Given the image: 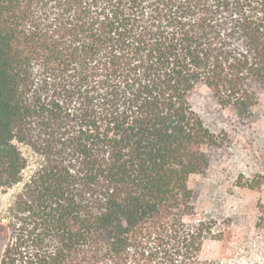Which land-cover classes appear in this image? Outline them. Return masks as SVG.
I'll use <instances>...</instances> for the list:
<instances>
[{"label":"trees","instance_id":"16d2710c","mask_svg":"<svg viewBox=\"0 0 264 264\" xmlns=\"http://www.w3.org/2000/svg\"><path fill=\"white\" fill-rule=\"evenodd\" d=\"M200 87L250 116L264 0H0V188L21 181L15 142L42 157L0 264H220L200 259L211 224L186 221L215 145Z\"/></svg>","mask_w":264,"mask_h":264},{"label":"rangeland","instance_id":"374dc122","mask_svg":"<svg viewBox=\"0 0 264 264\" xmlns=\"http://www.w3.org/2000/svg\"><path fill=\"white\" fill-rule=\"evenodd\" d=\"M190 105L211 133L215 145L205 147L208 165L189 177L193 218L211 224L215 238H207L203 261L220 264H264V231L256 227L264 206V184L255 189L245 182L264 177V93L250 116L241 119L231 108L220 107L212 91L196 89ZM25 167L21 181L0 188V257L9 238V213L16 195L42 164L27 144L17 143Z\"/></svg>","mask_w":264,"mask_h":264}]
</instances>
